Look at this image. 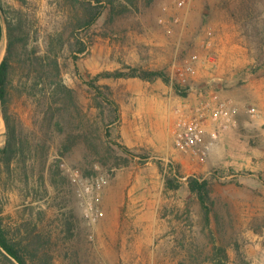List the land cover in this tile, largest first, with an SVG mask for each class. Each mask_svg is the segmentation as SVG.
I'll return each instance as SVG.
<instances>
[{
	"label": "rangeland",
	"instance_id": "obj_1",
	"mask_svg": "<svg viewBox=\"0 0 264 264\" xmlns=\"http://www.w3.org/2000/svg\"><path fill=\"white\" fill-rule=\"evenodd\" d=\"M2 1L29 16L33 43L74 28L89 42L79 59L60 51L64 80L80 104V113L68 114L67 133L42 121L17 75L13 111L32 139L35 132L51 147L37 152L42 159L49 150L44 170L28 152V164L15 168L4 190L9 220L33 219L51 236L56 264H212L216 244L227 248L230 264H264V0H189L183 7L177 0H102L103 14L89 28L77 27L70 0ZM125 64L163 69L188 94L162 79L101 78L122 115L107 125L109 108L100 111L86 80ZM187 64L194 67L184 80L179 68ZM205 99L237 110L201 162L176 147L174 128L178 110ZM6 132L0 110V147ZM70 133L74 142L62 153ZM171 162L181 172L175 190L165 184ZM191 175L213 184L210 224L189 190Z\"/></svg>",
	"mask_w": 264,
	"mask_h": 264
},
{
	"label": "trees",
	"instance_id": "obj_2",
	"mask_svg": "<svg viewBox=\"0 0 264 264\" xmlns=\"http://www.w3.org/2000/svg\"><path fill=\"white\" fill-rule=\"evenodd\" d=\"M76 8L77 27L89 28L95 25L103 14L102 0H70ZM114 0H110L112 6ZM26 12L19 8L6 6L0 0V56L2 53V40L7 24V52L0 61V110L7 127L5 144L0 147V264H56L50 252L51 236L39 230L38 224L32 219L20 218L12 223L6 213L8 190L15 168L23 163L28 164V158H35L36 165H43L44 170L48 163V151L41 158H36L38 150H43L49 140H41L35 132L33 139L28 131L25 132L23 121L17 117L12 108L13 90L16 87L17 75L21 73L20 91L23 95L32 97L36 107L39 108L41 119L52 126L57 134L67 133L65 123L69 121V112H79L80 104L76 91L68 85L63 77L61 50H68L74 59H79V53H84L89 42L81 36L75 28L66 37L65 32H47L43 40L33 43L31 30L28 28L29 20ZM75 24V25H76ZM38 43V44H37ZM78 61V60H75ZM138 77L148 81L162 79L173 83L178 93L183 92L182 86L172 81L170 75L163 69L144 68L125 64L122 68L113 71L106 70L86 80V84L93 89L96 106L100 111L109 112L105 121L112 125L121 120L120 104L113 98V91L109 85L100 84L101 78H129ZM18 88V87H17ZM73 112V111H72ZM80 113V112H79ZM74 114V113H73ZM74 142L72 133L66 136L61 144L63 149L69 150ZM118 146L126 153H135V150L124 144ZM29 153L28 157L26 153ZM61 158L56 161L60 166ZM160 167L164 170V166ZM179 166L168 164L164 173L165 184L169 189L181 187ZM189 190L197 196L204 212L207 224L211 222L212 208L215 203L213 197V184L209 178L191 175L188 177ZM71 231L70 222H67ZM208 261L212 264H230V255L224 245L216 244ZM247 264V263H246Z\"/></svg>",
	"mask_w": 264,
	"mask_h": 264
},
{
	"label": "built area",
	"instance_id": "obj_3",
	"mask_svg": "<svg viewBox=\"0 0 264 264\" xmlns=\"http://www.w3.org/2000/svg\"><path fill=\"white\" fill-rule=\"evenodd\" d=\"M189 0H177V6L183 7ZM192 64L179 68L180 75L186 79V75L193 70ZM236 107L229 106L225 101H219L213 105L209 100H203L196 105H187L184 110H178L174 134L176 147L184 152L197 156L201 162H205L220 132L235 123ZM213 124L214 129H207ZM209 131L211 140L206 141L205 133Z\"/></svg>",
	"mask_w": 264,
	"mask_h": 264
},
{
	"label": "crops",
	"instance_id": "obj_4",
	"mask_svg": "<svg viewBox=\"0 0 264 264\" xmlns=\"http://www.w3.org/2000/svg\"><path fill=\"white\" fill-rule=\"evenodd\" d=\"M207 133H209V131H208ZM208 135H209V137L211 136V134H208ZM208 135H207V136H208ZM207 136H206V138H207Z\"/></svg>",
	"mask_w": 264,
	"mask_h": 264
}]
</instances>
